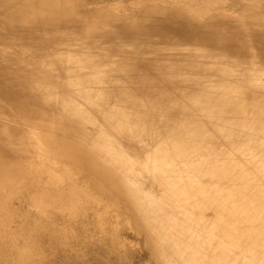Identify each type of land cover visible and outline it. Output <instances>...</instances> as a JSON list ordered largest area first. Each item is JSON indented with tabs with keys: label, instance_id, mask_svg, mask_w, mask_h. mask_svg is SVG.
<instances>
[{
	"label": "rangeland",
	"instance_id": "rangeland-1",
	"mask_svg": "<svg viewBox=\"0 0 264 264\" xmlns=\"http://www.w3.org/2000/svg\"><path fill=\"white\" fill-rule=\"evenodd\" d=\"M0 25L1 66L9 67H0V159L11 164L0 172V264H168L156 227L141 214L150 199L163 201L162 190L145 171L128 188L93 148L110 132L103 114L118 109L119 94L138 104L126 110L132 113L160 97L170 108L222 82L245 80L207 74L204 66L212 62L257 73L264 86V0H0ZM56 57L64 64L55 66ZM41 71L38 97L50 95L53 103L29 117L15 113L7 76L26 77L35 87ZM47 71L53 73L46 78ZM98 76L102 84L89 79ZM80 78L90 82L85 89L95 101L105 97L102 106L92 108L77 93ZM17 85L12 81L11 89ZM247 95V103L264 106V89ZM64 100L94 123L81 126L63 111ZM168 113L171 122L186 117ZM111 136L114 148L143 168L145 150L124 134ZM8 146L14 157L3 152ZM215 146L226 149L221 138ZM96 168L119 185L101 181ZM130 191L142 193L141 206ZM166 257L171 263L173 254L167 250Z\"/></svg>",
	"mask_w": 264,
	"mask_h": 264
},
{
	"label": "bare ground",
	"instance_id": "bare-ground-1",
	"mask_svg": "<svg viewBox=\"0 0 264 264\" xmlns=\"http://www.w3.org/2000/svg\"><path fill=\"white\" fill-rule=\"evenodd\" d=\"M9 20L6 21L7 29L12 31L14 26ZM146 31L159 30L149 28ZM192 37L189 35L187 39ZM232 47L238 51L243 49L230 45ZM56 58L55 66L64 64L62 58ZM2 61L0 67L9 68L1 66ZM73 67L71 63L70 68ZM203 70L223 80L230 77L245 80L232 84L222 82L170 108L160 97L146 111L137 108L132 113L126 110L138 104L119 94L118 109L102 113L111 133L124 134L145 150L143 168L127 161L124 153L114 148L110 132L101 133L93 148L121 173L128 188H136L142 171L159 185L163 201L150 199V208L141 210V214L147 225L156 227L155 234L166 249L163 256L168 264H264V106L249 104L246 100L250 90L264 89V86L257 73L233 72L213 62L207 63ZM42 72L35 74L39 79L32 83L35 87L28 86L30 81L26 77L7 76L10 84L6 92L15 113L29 117L39 106L53 103L50 95L38 97ZM48 73H45L46 78ZM103 76L89 79L102 84ZM80 79L74 83L77 93L92 108L95 107L92 105L102 106L98 103H103L105 97L100 96L99 102L95 101L93 94L85 89L90 82ZM10 81H16L17 91L11 89ZM62 109L68 116L78 119L81 126L94 123L72 101H62ZM170 110L186 117L171 122L172 119H167ZM208 125L211 128L206 127ZM219 138L224 140L226 149L215 146ZM237 143L240 147H236ZM12 149L8 146L3 152L14 157ZM78 157L85 160L83 154ZM9 166L7 157H1L0 172H7ZM89 169L93 171L91 166ZM96 169L98 172L101 169L99 179L107 178L111 188L119 185L115 175L103 174L106 171L102 168ZM139 193L142 194L131 192V199L141 206ZM163 232L169 233L164 236ZM167 250L173 254L171 263L166 257Z\"/></svg>",
	"mask_w": 264,
	"mask_h": 264
}]
</instances>
